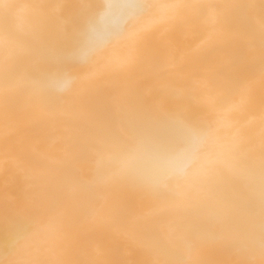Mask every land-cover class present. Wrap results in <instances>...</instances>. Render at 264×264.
Returning <instances> with one entry per match:
<instances>
[{
	"label": "bare ground",
	"instance_id": "obj_1",
	"mask_svg": "<svg viewBox=\"0 0 264 264\" xmlns=\"http://www.w3.org/2000/svg\"><path fill=\"white\" fill-rule=\"evenodd\" d=\"M0 264H264V0H0Z\"/></svg>",
	"mask_w": 264,
	"mask_h": 264
}]
</instances>
